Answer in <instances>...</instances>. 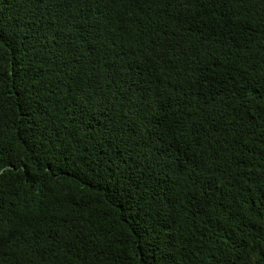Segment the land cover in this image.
I'll use <instances>...</instances> for the list:
<instances>
[{
    "label": "trees",
    "instance_id": "16d2710c",
    "mask_svg": "<svg viewBox=\"0 0 264 264\" xmlns=\"http://www.w3.org/2000/svg\"><path fill=\"white\" fill-rule=\"evenodd\" d=\"M0 264H264V0H0Z\"/></svg>",
    "mask_w": 264,
    "mask_h": 264
}]
</instances>
